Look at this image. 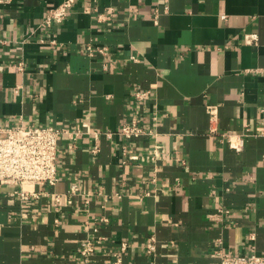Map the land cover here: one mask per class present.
<instances>
[{"label":"crops","instance_id":"obj_1","mask_svg":"<svg viewBox=\"0 0 264 264\" xmlns=\"http://www.w3.org/2000/svg\"><path fill=\"white\" fill-rule=\"evenodd\" d=\"M63 1L0 0V128L71 133L55 186L0 190V264H82L88 240L91 264L263 255L264 0H76L42 28ZM134 116L154 133L124 163Z\"/></svg>","mask_w":264,"mask_h":264},{"label":"built area","instance_id":"obj_2","mask_svg":"<svg viewBox=\"0 0 264 264\" xmlns=\"http://www.w3.org/2000/svg\"><path fill=\"white\" fill-rule=\"evenodd\" d=\"M76 0H64L55 8H52L44 18L41 27L53 28L56 24H62L67 17L74 11ZM257 41L256 35H250L247 42ZM56 44V41H52ZM94 53L92 46L88 47ZM107 47L98 49L99 52L106 54ZM20 71L24 70V63L18 66ZM151 91L140 90L134 95L136 101L146 102L150 99ZM209 113L213 118L216 116V107L209 106ZM153 130L144 126L139 117L134 116L130 121L124 123L119 134L125 138L128 144L123 146L124 163L128 162L131 156L129 144L139 139H145L153 135ZM64 134H71L65 127L32 125L18 127L0 128V190H4L11 197H18L22 200H30L31 197H38L36 193L26 189L28 185H47L55 186L59 179V153L60 140ZM101 131L93 132L95 140L101 136ZM257 135H264V129ZM107 136H112L107 133ZM99 148L93 149L97 153ZM151 157L156 160L160 158L164 150L162 147L155 146L149 149ZM76 189V187H74ZM126 244L123 245L125 250ZM153 250V245H149ZM96 252V245L93 241L83 242L78 250L79 259L82 264H91V258ZM220 264H264V254L249 253L246 255H229L219 251ZM116 264H122L121 257Z\"/></svg>","mask_w":264,"mask_h":264}]
</instances>
